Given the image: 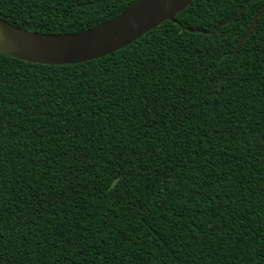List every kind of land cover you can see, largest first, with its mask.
Masks as SVG:
<instances>
[{"label": "trees", "instance_id": "trees-1", "mask_svg": "<svg viewBox=\"0 0 264 264\" xmlns=\"http://www.w3.org/2000/svg\"><path fill=\"white\" fill-rule=\"evenodd\" d=\"M136 1L0 17L68 33ZM262 2L192 0L75 63L0 51V264H264V12L233 52Z\"/></svg>", "mask_w": 264, "mask_h": 264}, {"label": "water", "instance_id": "water-1", "mask_svg": "<svg viewBox=\"0 0 264 264\" xmlns=\"http://www.w3.org/2000/svg\"><path fill=\"white\" fill-rule=\"evenodd\" d=\"M192 0H137L112 18L87 29L68 33H47L18 27L0 17V51L43 63H75L110 53L140 37L164 20L177 21L176 14ZM264 12V0L254 13L243 35L236 41L233 52L248 37ZM222 21L208 30L192 31L211 33ZM111 183L113 187L118 181Z\"/></svg>", "mask_w": 264, "mask_h": 264}]
</instances>
